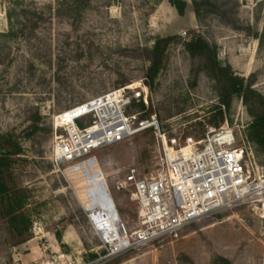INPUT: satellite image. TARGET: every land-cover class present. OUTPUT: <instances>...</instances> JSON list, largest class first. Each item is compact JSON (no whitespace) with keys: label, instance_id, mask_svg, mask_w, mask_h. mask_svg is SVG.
<instances>
[{"label":"rangeland","instance_id":"rangeland-1","mask_svg":"<svg viewBox=\"0 0 264 264\" xmlns=\"http://www.w3.org/2000/svg\"><path fill=\"white\" fill-rule=\"evenodd\" d=\"M33 1L38 6L51 4V15L33 34L4 38V54L8 47L9 53L0 63V133L21 132L37 107L43 123L51 125V134L18 139L23 152L12 158L8 182L26 190L22 211L30 223L26 239L15 242L0 219V264H212L216 255L232 264H264V221L245 204L194 220L177 237L164 236L115 256L106 255L107 247L88 216L92 205L87 191L104 180L118 218L128 232L135 228L138 204L129 199L133 188L118 190L115 183L131 166L139 175L155 171L160 146L152 130L92 149L97 166L88 167L86 173H67L65 166H54L50 158L52 117L116 88L121 78L143 83L149 62L140 50L150 48L156 38L178 35L188 40L193 33L202 35L218 46L221 64L228 63L244 78L255 73L252 87L264 95V0H218L230 11L229 18L251 26L260 41L213 14L199 22L191 0H185L183 15L168 0H89L75 23L54 14L57 0ZM9 6L10 0H0V32L9 28ZM191 65L181 43H170L152 91L146 87L147 107L132 106L129 111L155 114L166 135L178 137L202 134L205 127L215 126L209 123L211 116L216 114L220 120L217 113L221 111L223 121L218 126L226 121L234 128L237 143H247L245 129L251 118L242 99L234 96L228 109L221 106L219 110L214 82L202 72L191 75ZM148 108L151 113L144 115ZM168 113L172 115L166 117ZM88 122L89 117H83L78 124ZM248 144L264 169V159ZM56 231L61 234L59 240ZM90 253L97 257L92 259ZM59 254L66 257L58 259Z\"/></svg>","mask_w":264,"mask_h":264},{"label":"built area","instance_id":"built-area-1","mask_svg":"<svg viewBox=\"0 0 264 264\" xmlns=\"http://www.w3.org/2000/svg\"><path fill=\"white\" fill-rule=\"evenodd\" d=\"M137 101L147 107L148 91L142 81L110 89L52 117L50 158L54 166H65L67 173H86L88 167L97 166L92 149L147 130H152L160 146L155 171L139 175L131 166L115 183L118 190L133 188L129 199L138 204L135 228L128 232L116 218L103 234L91 219L94 208L87 209L107 247V256L164 236L177 237L188 223L224 208L245 204L264 221V169L256 163L248 142L237 143L233 127L225 121L218 127H205L197 139L191 134L178 139L166 135L155 114L129 111ZM83 117H89V122L80 126L78 121ZM102 188L110 196L104 180ZM64 257L59 254L58 259Z\"/></svg>","mask_w":264,"mask_h":264},{"label":"trees","instance_id":"trees-1","mask_svg":"<svg viewBox=\"0 0 264 264\" xmlns=\"http://www.w3.org/2000/svg\"><path fill=\"white\" fill-rule=\"evenodd\" d=\"M89 0H57V7L54 10L56 16L66 17L71 23H75L80 15V12L87 7ZM179 15H183L186 7L185 0H168ZM192 10L196 19L201 22L207 15L213 14L221 20H225L226 24L233 29L246 31L247 35H252L260 41V35L256 30H253L249 25H241L233 18H229V10L223 9L222 5L218 4V0H191ZM51 4L38 6L33 0H10V6L7 9L6 16L8 19L9 28L5 32H0V63H3V56L9 53L5 52L4 38L13 39L17 35L26 37L33 34L44 21L50 19ZM53 14V13H52ZM170 43H181L183 48L189 53L192 59L190 74L196 77L198 73H204L209 77L215 85L219 101V110L221 106L229 108L231 100L234 96L240 97L247 107V112L251 118L245 129V138L252 144L255 154L264 159V95L254 89L252 86L256 81V74L250 73L247 77H242L233 71L228 63L221 64L218 61V46L208 42L202 35L193 33L188 40H182L178 35H170L166 37L156 38L150 48H142L141 54L149 62L148 68L144 75V84L149 92L152 91L153 81L158 72L164 68L165 50ZM129 82L128 78L119 79L115 86L119 87ZM195 84V80L191 86ZM75 103L72 106L79 104ZM137 107L144 110L145 106L141 101L133 102L131 107ZM151 113L148 108L144 115ZM209 118V123L218 126L223 121L221 111ZM172 114L168 113L166 117ZM161 121V116L158 115ZM150 134L149 130L144 132ZM42 134H51V125L43 123V116L40 114L37 107L34 108L29 116V123L21 132L15 133L9 131L0 133V219L7 224L9 231L15 238V242L24 241L27 237L29 227V219L22 211L26 199V190L14 188L9 185V167L14 156L21 154L23 149L18 139H29ZM187 134V133H184ZM183 134V135H184ZM195 139L201 136L200 131L197 134H191ZM178 139L181 137L176 136ZM51 167V164H49ZM56 238L59 240L61 234L55 232ZM102 253H105L102 251ZM92 259L97 257V254L90 253ZM170 264V263H164ZM212 264H232L223 256L216 255L213 258Z\"/></svg>","mask_w":264,"mask_h":264},{"label":"bare ground","instance_id":"bare-ground-1","mask_svg":"<svg viewBox=\"0 0 264 264\" xmlns=\"http://www.w3.org/2000/svg\"><path fill=\"white\" fill-rule=\"evenodd\" d=\"M87 192L90 204L94 208L91 213V219L101 233L107 234L108 229L106 225L111 226L115 223L116 218H118L114 203L110 196L104 194L102 184H92Z\"/></svg>","mask_w":264,"mask_h":264}]
</instances>
